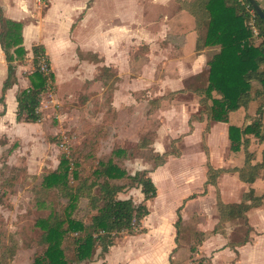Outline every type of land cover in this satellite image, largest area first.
I'll return each mask as SVG.
<instances>
[{
  "label": "crops",
  "instance_id": "obj_1",
  "mask_svg": "<svg viewBox=\"0 0 264 264\" xmlns=\"http://www.w3.org/2000/svg\"><path fill=\"white\" fill-rule=\"evenodd\" d=\"M180 1L123 0L114 18L109 19L108 4L104 6L103 0H44L45 8L42 11L37 0H0L2 15L22 23V46L26 50L24 59L16 62L15 83L4 92V105L0 103V135L5 134L10 141L13 138L20 141L34 139L35 130L40 125L39 122L16 121V94L30 86L28 75L33 68L34 45L43 46L59 89L64 87L63 83L66 81L85 82V79H92L90 82H95L94 76L98 66L110 67L117 78L112 92V107L116 112L132 111L139 114L141 99H135L138 92L143 91L146 97H158L182 89L185 78L204 70L219 46H206L195 50V21L193 16L180 6ZM256 1L264 11L260 1ZM187 14L192 16L193 22ZM259 39L260 37L255 41ZM140 45L146 46L147 51L143 58H138L142 59L143 63L140 65L141 61L136 62L140 67L134 71L135 68L131 67L133 64L129 48H137ZM88 55H96L99 62L93 61ZM6 67L0 47V95L6 77ZM125 69H131V74L125 75ZM139 70L141 72H138ZM88 91H92L91 88ZM100 93L101 91L97 92L98 95ZM118 98H124V102L118 101ZM180 107L185 111L184 104ZM181 108L173 104L162 110L161 107L157 109L162 118L160 128L156 132L159 139H174L182 135L180 154L167 155L164 163L154 169H146L149 170L148 174L155 186L156 174L164 171L169 185L179 188L199 183V189L181 196L173 206L174 213L154 214L151 201L158 196L156 187V196L147 201L148 214L141 221L144 231L129 235L143 238L142 242L147 243V240L151 243L152 239L155 242L168 238L166 254L162 253L164 256L159 260L148 262L144 261L147 257L146 251H141L134 254L135 263V259L113 261V253L120 244L114 243L104 258L100 259V264H168L170 260L176 262L181 251L174 226L178 208L182 224L190 225L194 231L202 234V240L196 245L195 253L188 252L186 246L182 255L196 254L206 258L208 264H264V197L258 206L246 212L247 224L242 220L246 233L242 239L233 234L234 226L239 225L236 221L238 219L225 222L223 232L214 231L219 219L217 199L224 203H238L242 194L249 188H253L256 195L264 194L263 174L260 173L253 183H246L239 180L235 173L222 172L215 185L206 184L208 164L214 168L240 167L243 164V153H230L228 123L224 122L214 123L205 135V152L202 145L204 123L192 121V129L188 131V113L181 112ZM155 111H150L145 118L154 117ZM88 114L86 110L87 119ZM230 114V123L240 125L243 122H231ZM82 119L83 117L80 118ZM51 129H57V125ZM26 131L28 134H25ZM41 137L43 138V134H40ZM192 142L193 150L199 152L197 166L184 160L188 144ZM160 143L163 146V142ZM156 144L159 142L156 141ZM156 144L152 143L153 146ZM261 147L253 142L250 150L258 151ZM156 149L159 154L164 152L163 148ZM240 157L242 164H234V160ZM256 157L259 159V156ZM170 161L179 162L178 167L169 169ZM258 190L262 191L257 193Z\"/></svg>",
  "mask_w": 264,
  "mask_h": 264
},
{
  "label": "trees",
  "instance_id": "obj_2",
  "mask_svg": "<svg viewBox=\"0 0 264 264\" xmlns=\"http://www.w3.org/2000/svg\"><path fill=\"white\" fill-rule=\"evenodd\" d=\"M246 4L249 5L247 0L180 1V6L195 21V50L219 46L205 69L191 76L201 84L188 90L198 97V108L188 117V131L192 129V121L204 123L202 145L206 152L205 135L211 126L217 122L228 123V149L233 154L243 153V164L240 167L214 168L208 164L206 184L215 185L222 172L235 173L239 180L246 183H253L260 173L264 177V23L254 12V22L260 37V41L255 42L248 24L250 13ZM249 8L253 10L250 5ZM21 28V22L5 18L0 10V47L7 65L0 95V103L3 105L4 92L15 83L16 62L22 61L26 54L22 46ZM32 54L33 68L28 75L30 86L16 94V121L39 122L41 114L36 109L40 105V95L46 87L47 79L51 85L54 84V75L43 46L34 45ZM89 57L99 62L96 55ZM40 58H44L48 67L47 75L39 71ZM98 71L96 76L107 82L106 90L112 97L114 82L117 80L115 73L105 65L98 66ZM254 83L257 85L254 86ZM183 89L149 100L150 109L157 108L162 99L175 92H183ZM254 98L260 101L255 115L246 116L240 125L230 123L229 114L241 106L247 107ZM181 140L178 137L172 143ZM151 142L147 140L140 146L146 147ZM253 142L261 145V149L250 150ZM121 152L122 150H116V153ZM179 154L178 148L155 154L157 162L154 168L164 163L167 155ZM75 162L72 154L70 158L68 154L62 153L56 169L43 177L44 188L37 190L38 193L41 192L37 198L40 207L45 202L40 196H48L54 191L60 198L66 199L67 204L60 212L56 208H47L45 214H42L43 208L38 209V216L32 227L38 231L36 243L40 250L35 253L33 264H90L95 255L104 258L120 233L132 235L144 231L141 221L148 214L146 203L156 196V186L148 174L149 170L140 169L130 174L109 158L105 161L97 160L96 168L92 171L95 176L93 179L78 180L79 176L72 168ZM71 178L78 180L76 185L71 184ZM124 179H128V182L118 183ZM130 188H138L142 194V200L137 204L131 197H119L120 193ZM81 197L87 198L86 219L72 214L78 208ZM263 197L264 194L256 195L254 189L249 188L238 203H224L218 198L216 207L219 219L214 231L223 232L224 223L230 220L243 219L247 224L246 212L258 206ZM182 225L178 208L174 222L178 236ZM194 235L197 238L196 244L189 245L191 253H195L196 245L202 240L200 232L194 231ZM12 255L13 250L8 253L9 259ZM8 261L4 254L0 255V264H9ZM168 264H171V260ZM196 264H208V260L201 257Z\"/></svg>",
  "mask_w": 264,
  "mask_h": 264
},
{
  "label": "rangeland",
  "instance_id": "obj_3",
  "mask_svg": "<svg viewBox=\"0 0 264 264\" xmlns=\"http://www.w3.org/2000/svg\"><path fill=\"white\" fill-rule=\"evenodd\" d=\"M259 1L264 9V0ZM103 3L104 6L108 4L109 19H112L123 0H103ZM44 8L45 3L42 0L40 10L42 11ZM187 16L193 22L192 16L189 14ZM259 41L260 39L255 42ZM146 51L147 48L144 45L137 48L130 46L129 55L133 64L131 67L132 69L135 68L134 71H137L143 63L142 59L139 60L138 58H143ZM138 61H141L140 65L136 63ZM124 72L125 75L131 74V69L129 71L125 69ZM98 74L97 68L95 75ZM94 77L95 82H90L92 79L90 81L85 79V82L66 81L65 84L63 83L64 87H60V89L54 80L51 90L42 93L39 109L41 114L40 125L37 127L38 130H35L34 139L20 141L13 138L10 141V138H7L5 134L0 135V255L4 254L9 260V264H33L35 253L40 250L36 243L38 231L32 227L38 216V209L43 208L42 214H45L47 208H56L60 212L67 204L66 199L60 198L55 191L49 193L48 196H40L45 201L42 207L37 201L38 194L41 193L37 192L38 188L40 190L44 188L42 185L43 177L56 169L62 153L68 154L70 158L71 154L74 156L76 162L72 168L77 172L78 180H81L95 177L92 171L96 168L97 160L105 161L112 158L120 167L133 174L140 169H154L157 162L154 156L159 154L156 148L172 151V149L182 147L181 141L172 143L178 137L174 139H159L157 137L156 132L160 128V118H162L157 109L161 107L162 110L173 104L180 109V106L184 104L186 109L184 111L181 108V112L188 113V118L191 113L196 111V106L198 108V97L188 90L199 86L200 82L194 80L193 77L185 78L182 89L185 88L186 90L183 89V93L178 91L174 95H168L160 101L157 108L153 109H150L148 101L155 99V97H146L143 91L138 92L135 97V99H141L139 100L141 107H138V114L132 111L130 113L114 111L112 107L113 98L106 90L107 82L98 76ZM100 85L102 89H100ZM253 85L256 86L257 84L254 83ZM89 88L92 91H88ZM98 91H101L99 95L97 94ZM123 100L124 98H118V101L124 102ZM259 103L260 101L256 98L250 100L247 107L241 106L230 114V121L240 123L246 116H254ZM86 110L89 113V119L85 117ZM150 111H155L154 117L145 118ZM82 117L83 119L80 120ZM55 125H57V129H51ZM25 134H28V131ZM40 134H43V138H40ZM179 137L181 138L182 135ZM41 139H44V142ZM147 140L152 141L150 145L141 147L140 145ZM156 141L159 144H156ZM161 141L163 146L160 145ZM153 142L156 145L153 146ZM192 146H194L193 142L188 144L184 160L193 166H197L199 152L193 150ZM116 150H122V152L116 153ZM234 164L241 165L242 157L235 159ZM178 165L179 162L170 161L169 169L178 167ZM164 173L162 171V173L156 174L158 196L151 201L153 204H151L152 213L154 212V214L174 213L173 206L181 196L199 189V183L187 187H173V185H169ZM78 180L71 178V184L76 185ZM126 182L128 179L118 181V183ZM260 191L262 190H258L257 193ZM119 196H130L135 204L142 200V194L138 188H130L126 192L120 193ZM86 209L87 198L81 197L78 200V208L74 209L72 214L86 219ZM238 220L236 221L239 225L234 226L233 234L238 239H242L246 233V228L242 225L243 219ZM178 238V247L181 251L179 255L177 254V261H171V264H196L197 259L201 257L187 253L182 255V250H186V246H188L189 252V245L191 243L196 244L197 236L194 235V228L190 225H182ZM168 240V238L160 241L158 239L153 242L152 239L151 243L149 240L147 243L142 242L143 238L130 237L122 232L115 238V243L120 244L116 247L111 259L113 261L135 259L134 254L146 251L147 257L144 261L159 260L166 254L165 250L169 246ZM11 250H13V255L9 259L8 253ZM100 259L102 258L95 255L90 264H100ZM135 262L136 259L133 260V263Z\"/></svg>",
  "mask_w": 264,
  "mask_h": 264
},
{
  "label": "built area",
  "instance_id": "obj_4",
  "mask_svg": "<svg viewBox=\"0 0 264 264\" xmlns=\"http://www.w3.org/2000/svg\"><path fill=\"white\" fill-rule=\"evenodd\" d=\"M38 2H41L42 0H37ZM246 7L248 8V11H249V13H250V20H249V27H250V29L252 30V33H253V37L255 38V39H258L259 38V36H258V30L256 29V26H255V22H254V20H255V18H254V10H251L250 8H249V5L248 4H246ZM253 9V8H252ZM38 68H39V71L42 73V74H44V75H47L48 74V67L46 66V64H45V62H44V58H40V61L38 62ZM51 90V82L49 81V79H47V82H46V87H45V89L42 91V93H44L45 91H47V90ZM42 93H41V95H40V104H41V96H42ZM39 109H40V105H39V107L36 109L37 110V112H40L39 111Z\"/></svg>",
  "mask_w": 264,
  "mask_h": 264
},
{
  "label": "water",
  "instance_id": "obj_5",
  "mask_svg": "<svg viewBox=\"0 0 264 264\" xmlns=\"http://www.w3.org/2000/svg\"><path fill=\"white\" fill-rule=\"evenodd\" d=\"M249 5L253 8L254 12L256 15L263 20L264 23V11L262 8L259 6L256 0H247Z\"/></svg>",
  "mask_w": 264,
  "mask_h": 264
}]
</instances>
